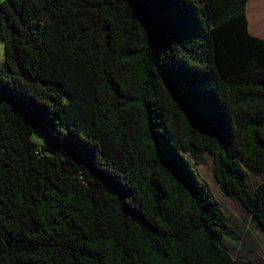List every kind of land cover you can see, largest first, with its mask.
Instances as JSON below:
<instances>
[{"label":"trees","instance_id":"1","mask_svg":"<svg viewBox=\"0 0 264 264\" xmlns=\"http://www.w3.org/2000/svg\"><path fill=\"white\" fill-rule=\"evenodd\" d=\"M248 1H0V264H254L198 167L264 231Z\"/></svg>","mask_w":264,"mask_h":264},{"label":"rangeland","instance_id":"2","mask_svg":"<svg viewBox=\"0 0 264 264\" xmlns=\"http://www.w3.org/2000/svg\"><path fill=\"white\" fill-rule=\"evenodd\" d=\"M249 1L247 3V10L249 8ZM3 67L4 43L0 36V70ZM33 139L36 141L42 139L39 130L34 133ZM200 158L201 163L198 166L200 172L210 183L212 190L221 202L228 217L227 234L223 239L224 247L235 258H245L254 264H264V231L253 220L236 195L225 194L221 190L213 172V157L208 152H201ZM248 173V184L251 190L264 181L263 173L251 170Z\"/></svg>","mask_w":264,"mask_h":264},{"label":"crops","instance_id":"3","mask_svg":"<svg viewBox=\"0 0 264 264\" xmlns=\"http://www.w3.org/2000/svg\"><path fill=\"white\" fill-rule=\"evenodd\" d=\"M262 10H263V12H262ZM262 10L260 12V18H262V20H263V23H262L263 26H261L260 22L254 21V18L252 15V10L250 8H248V10H247V16H248V21H249V31L253 35L264 38V9H262Z\"/></svg>","mask_w":264,"mask_h":264},{"label":"bare ground","instance_id":"4","mask_svg":"<svg viewBox=\"0 0 264 264\" xmlns=\"http://www.w3.org/2000/svg\"><path fill=\"white\" fill-rule=\"evenodd\" d=\"M264 6V0H250L249 8L252 10V15L255 22H260L263 26V20L260 18V9Z\"/></svg>","mask_w":264,"mask_h":264}]
</instances>
